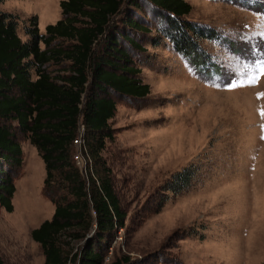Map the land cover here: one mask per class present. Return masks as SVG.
Here are the masks:
<instances>
[{"label":"rangeland","instance_id":"374dc122","mask_svg":"<svg viewBox=\"0 0 264 264\" xmlns=\"http://www.w3.org/2000/svg\"><path fill=\"white\" fill-rule=\"evenodd\" d=\"M59 1L2 0L0 10L13 15L26 40L33 21L43 33L62 16ZM187 1L192 7L186 18L219 34L198 38L208 57L193 62L157 29L148 2L136 11L151 28L135 33L143 49L130 55L150 92L140 98L112 94L114 135L106 138L101 154L126 216L105 262L263 264L264 77L246 83L253 69L245 64L254 54L264 59V0ZM120 17H114L116 28ZM103 44L102 36L95 45L99 53ZM67 65L50 68L67 73ZM233 81L236 88L229 87ZM15 132L22 164L14 174L13 209L0 205V259L41 264L43 251L30 231L52 216L55 201L44 191L45 163L36 146L26 133ZM184 167L194 168L189 182L177 191L167 189L172 174Z\"/></svg>","mask_w":264,"mask_h":264},{"label":"trees","instance_id":"16d2710c","mask_svg":"<svg viewBox=\"0 0 264 264\" xmlns=\"http://www.w3.org/2000/svg\"><path fill=\"white\" fill-rule=\"evenodd\" d=\"M142 1L148 2L157 29L177 52L191 62L208 57L198 38L219 34L186 18L192 7L187 0H60L62 16L46 24L43 33L33 21L26 40L18 35L13 15L0 10V205L13 209L14 174L22 164L17 128L41 155L44 191L55 201L52 216L30 231L42 248L41 264L127 261L105 262V252L114 233L124 226L126 213L101 151L106 138L114 135L109 123L116 109L112 94L140 98L150 92L130 55L132 49H143L135 33L151 28L136 12L144 6ZM117 15H121L118 28ZM102 36L99 53L95 45ZM64 61L68 72L52 73L50 66ZM80 123L87 153L85 174L72 157ZM193 169L174 172L166 188L185 187ZM62 189L64 195L57 193ZM77 240H83L82 245H70Z\"/></svg>","mask_w":264,"mask_h":264},{"label":"snow or ice","instance_id":"6c2138e0","mask_svg":"<svg viewBox=\"0 0 264 264\" xmlns=\"http://www.w3.org/2000/svg\"><path fill=\"white\" fill-rule=\"evenodd\" d=\"M261 40L264 41V37H261ZM259 47V45H257ZM246 67H251L253 70L246 74L245 82L249 84H255L259 81L261 77H264V59L255 56L254 58L250 59L245 64ZM230 88H236L237 84L233 81L229 83ZM261 116H264V111H261ZM261 131L264 132V125H261ZM264 140V135L260 137Z\"/></svg>","mask_w":264,"mask_h":264},{"label":"built area","instance_id":"2783aa9c","mask_svg":"<svg viewBox=\"0 0 264 264\" xmlns=\"http://www.w3.org/2000/svg\"><path fill=\"white\" fill-rule=\"evenodd\" d=\"M83 134L84 126L82 123H80L78 127V132L72 140V145L73 147H75V150L72 152V157L79 167L85 166L87 156Z\"/></svg>","mask_w":264,"mask_h":264}]
</instances>
